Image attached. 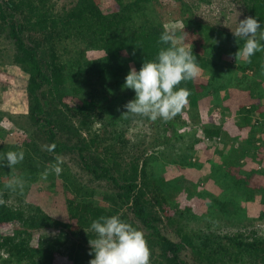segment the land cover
<instances>
[{
  "label": "trees",
  "instance_id": "trees-1",
  "mask_svg": "<svg viewBox=\"0 0 264 264\" xmlns=\"http://www.w3.org/2000/svg\"><path fill=\"white\" fill-rule=\"evenodd\" d=\"M113 1L117 10L106 13L97 0H69L60 7L57 0H0V38L8 44L7 49H0V65L6 57L8 64L28 76V121L21 124L22 115L0 111V123L7 119L33 142L22 146L0 143V157L9 151L24 152L23 161L11 169L0 159V174H17L16 179L23 182L22 190L47 180H52L53 186L57 175L44 180L41 174L56 163L57 156H70L89 178L82 182L68 166L63 169L60 165L63 171L58 177L70 195L67 212L76 227L53 219L39 208L7 201L0 204V224L11 225L0 235V264H54L57 255L66 256L71 264H89L94 258L89 255L88 241L95 237L89 231L91 223L113 215L143 232L151 253L150 264H264V236L256 229V223L264 224V187L260 183L258 187L259 181L253 179L257 172L264 178L263 168L254 169L242 158L224 155L226 143H220V161H210V176L225 188L221 195H207L209 209L203 217L194 215L191 209L181 210L175 203L182 188L190 192L183 178L168 181L162 175L163 167L155 170L158 154L175 150V140H185L179 128L187 129L189 123L191 142L176 154L177 160L166 159L168 165L190 166L194 143L228 137L222 121L200 126L192 121L197 114H189L192 122L178 123L187 105L197 107L208 97L227 114L231 112L222 105L224 99L240 97L239 101H248L232 115L237 129L249 128L246 142L253 148L245 155L252 152L261 163L258 152L264 149V139L256 134L264 135V51L256 52L250 62H236L235 53L245 41L231 32L196 22L184 2L181 21L171 20L173 14L165 10L162 0ZM236 1L245 18H256L264 27V0ZM176 20L205 41L213 35L229 41V49H218L213 43L203 54L192 53L200 68L208 72V82L198 84L194 79L176 86L175 90L187 88L191 94L171 120L122 116L126 111L123 106L135 98L133 90L123 87L130 67L139 71L145 61H155L159 50L167 47L158 43L161 33L181 35L173 24ZM92 52L101 55L90 58ZM224 54L233 56L234 63L224 61ZM68 98L75 103L70 105ZM137 122L148 123L161 132L149 155L144 150L136 155L135 144L124 139L129 127ZM97 124L101 130H96ZM168 130H172V137L167 136ZM37 140L55 145V149L40 153ZM9 182L0 180V190L20 193L19 187L15 191L6 188ZM16 199L19 201V197ZM255 201L257 212L250 215L242 203ZM161 213L167 216V225L174 228L179 240L163 232ZM192 220L201 225L192 228ZM223 221L237 231L224 233Z\"/></svg>",
  "mask_w": 264,
  "mask_h": 264
},
{
  "label": "rangeland",
  "instance_id": "rangeland-1",
  "mask_svg": "<svg viewBox=\"0 0 264 264\" xmlns=\"http://www.w3.org/2000/svg\"><path fill=\"white\" fill-rule=\"evenodd\" d=\"M69 0H57V3L60 5L67 4ZM101 10L106 13L114 12L117 10V5L113 0H97ZM188 5L193 14L195 21L206 25L212 29H221L228 32L233 33L237 27V24L240 20L245 19L244 13L240 5L236 0H162L166 11H170L173 16H171V20L177 19L180 17L181 12L185 9V6L182 3ZM189 14V13H188ZM180 19V18H179ZM181 20V19H180ZM173 22L176 28L182 31L181 35L184 33L187 34L185 38L184 44L188 47H192V53H204L205 49H209L210 45L213 43L216 44L218 49H229L230 42L224 41V39H220L216 35H213V38L210 41H205L199 34H194L193 30H188L181 23V21ZM212 31V30H210ZM8 44L2 38H0V49H7ZM1 55V54H0ZM101 54L99 52L89 53L90 58H97ZM4 57L5 55L2 54ZM221 58L225 61L234 63V58L231 55L224 54ZM4 61L0 65V111L10 113L14 116H21L19 119L21 124H25L28 113V103L26 97V85L28 76L23 73L18 67L8 64V60L6 57L3 58ZM208 72H204L202 70L201 75L195 79L198 84H206L208 82ZM224 92L221 93V97H223ZM240 98V97H239ZM238 97H231V99H224L222 105H226L230 109V114L222 112L220 106H216L214 104V100L212 101L211 97L204 98L198 102L197 107H191L190 105L186 106L182 113L181 120L178 121L181 124V121L184 120L187 123L189 122H199L202 126L205 123L213 121L214 123H218L222 121L224 130L228 133V137L215 139L213 141L206 140L201 143H194L193 146V156L191 158L190 166H181L179 164L176 165H168L169 161L166 159L174 158L178 159L176 154H180L181 150L188 147V144L191 142V129L190 123L187 129L185 127L179 128L178 132L180 135H183L185 140L174 142L175 150L170 149L167 150L164 154L159 156L158 154V166H155V170L158 171L161 167L165 169L162 174L164 178L168 181H173L175 179H181L183 183L186 184L190 192L188 193L186 189H181L175 197L174 201L176 204L180 206V209H191L192 213L196 216L203 217L206 213H208V203L209 197L208 194L221 195L223 192V186H221L216 179H212V175L210 176V161H215L219 163V155L217 154L218 149L222 146L219 145L226 143V147H223L224 155H230L232 158L237 157V159L242 158L243 163H249L251 168L264 170V149H260L258 152V159L261 160V163L258 164L255 156L252 155V152H249L250 155H245L246 151H251L252 145H249L246 141L248 140L249 128L245 130H239L235 127V122L233 118L234 110L239 105L243 103H248V101L240 100ZM67 102L70 105L75 103L71 101V98H68ZM224 105V106H225ZM248 105V104H247ZM189 114H197L194 118H191ZM171 120V119H170ZM96 130H101L98 124L95 127ZM161 132L157 131L155 128H150L148 123H135L134 126H130L129 130L126 131L124 139L131 141V144H135L134 153L141 151H146L148 155L151 153L152 143ZM202 132L199 131L197 137H202ZM167 136L172 137V130H168ZM257 137H261L264 139V135L261 136V133L256 134ZM225 137V136H224ZM26 142H32V139L28 137L24 133L23 130L17 129L14 124L10 123L7 119L0 123V143L2 144H17L24 145ZM39 144L40 153L46 154L47 149L44 148L46 143L43 141L37 140ZM224 144V143H223ZM210 146V148L208 147ZM256 145L257 142H256ZM164 149V148H163ZM167 149V148H165ZM39 150L37 152H39ZM179 151V152H178ZM43 154V155H44ZM140 154V153H139ZM254 154V151H253ZM243 155V156H242ZM184 160V156L181 158ZM63 163L62 165L68 166L70 171L75 173L79 180L82 182H86L89 180L88 175L82 170L81 167H77L75 161L71 160L70 156L62 157ZM62 166V167H63ZM63 167V169H67V167ZM159 172H162L160 170ZM261 174L257 172L256 176L253 178L258 180L261 186L264 187V178L260 176ZM17 174H9L7 176L6 173L0 174V180L4 183L8 181L17 180ZM55 180V181H54ZM54 185H50L52 180H47L40 185H31L27 190H20V193L11 194L12 192L9 190H0V200L7 201L10 204L15 206L21 205L26 208L40 209L41 212L46 213L53 219L59 220L61 222L71 224L73 227H76L75 221H71L67 212L66 199L70 197L69 194L65 193L64 186L62 181L58 176L54 178ZM227 184V182L225 183ZM229 184V183H228ZM95 186V185H93ZM189 194V195H188ZM19 197V201L16 199ZM259 198V197H258ZM257 198V199H258ZM257 201L255 202H245L242 203L243 207L247 210V213L250 215H255L257 212ZM168 207V211H170V215L173 214V209ZM166 215L161 213V218L163 223L161 225L163 232L170 238L174 240H179L176 236V232L173 227L167 225ZM199 221H191L190 226L192 228H198L201 225ZM226 224V227L222 230L223 232L230 231V233H234L237 231V228L229 225L227 227L226 221H223ZM11 229V225L8 224H0V235L9 231ZM214 229V228H213ZM256 229L260 235L264 236V224L256 223ZM58 231H53V233H57ZM0 255L2 253L0 252ZM54 264H71L70 260L66 256L57 255Z\"/></svg>",
  "mask_w": 264,
  "mask_h": 264
},
{
  "label": "clouds",
  "instance_id": "clouds-1",
  "mask_svg": "<svg viewBox=\"0 0 264 264\" xmlns=\"http://www.w3.org/2000/svg\"><path fill=\"white\" fill-rule=\"evenodd\" d=\"M233 35L245 41L242 48L235 53V60L250 58L259 51H264V27L253 17H246L237 24ZM187 34L176 35L175 32H163L158 43L167 45L159 50L155 61H145L140 70L130 67L125 78L124 88L133 90L135 98L125 104L122 116H141L156 121L165 122L174 118L188 103L190 91L187 88L176 89L182 81H191L201 75L196 57L192 54V47L185 44ZM53 151L55 145L47 146ZM6 161L10 169L24 159V152L9 151L0 157ZM61 157H56V163L41 174L46 180L49 175L59 176L63 169ZM13 191L19 187L23 189V182L12 180L5 185ZM4 203L0 200V204ZM89 231L95 234L88 243L94 258L89 264H150V249L143 232L124 222L120 216L99 217L92 221Z\"/></svg>",
  "mask_w": 264,
  "mask_h": 264
}]
</instances>
